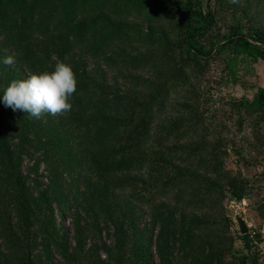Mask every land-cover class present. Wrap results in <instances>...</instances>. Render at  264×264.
Segmentation results:
<instances>
[{"label": "rangeland", "instance_id": "1", "mask_svg": "<svg viewBox=\"0 0 264 264\" xmlns=\"http://www.w3.org/2000/svg\"><path fill=\"white\" fill-rule=\"evenodd\" d=\"M161 1L168 6L184 2ZM116 3L107 0L105 6ZM200 4L210 13L212 24L196 44L210 54L194 59L185 68V81L157 97L137 159H131L125 169L104 173L100 164L87 163L86 151L77 146V133L75 138L65 123L66 116L30 117L34 126L24 144L22 175L30 185L38 183L43 188L59 173L51 207L64 244L61 255L50 252L55 264H140L133 236L126 230L130 207L134 223L145 237L149 264H260L264 245L257 241L262 238L256 227L264 217V186L249 176L264 171V108L245 114L231 98L250 100L255 88L264 86V61L240 65L236 80L226 82L228 50L219 45L231 28L248 40L255 33L264 36V0H241L239 5L229 0H200ZM160 23L170 37L176 35L178 18L168 17ZM133 25L144 32L146 20ZM140 42L136 33L123 47L135 55L141 50ZM9 55H15L12 66L3 63ZM112 64H97L110 85L107 92L121 95L134 87L124 83L126 72L139 77L132 81L144 88L148 81L157 80L150 69L126 68L119 73ZM95 67L87 61V69ZM29 75L0 25V97L10 76L16 80ZM22 113L10 111L13 133ZM58 126H62L59 137L64 143L56 152L43 141L54 137ZM73 137L75 141L70 142ZM227 187L243 188L240 201L231 198ZM6 211L5 199L0 196V213ZM234 215L247 220L251 249L242 247ZM3 218L7 222L9 215ZM159 218L169 223L167 245L161 249L166 257L163 263L156 252ZM107 249L112 257L106 255ZM254 255L255 263L251 260ZM0 264H14L12 251L3 241Z\"/></svg>", "mask_w": 264, "mask_h": 264}, {"label": "trees", "instance_id": "2", "mask_svg": "<svg viewBox=\"0 0 264 264\" xmlns=\"http://www.w3.org/2000/svg\"><path fill=\"white\" fill-rule=\"evenodd\" d=\"M106 1L0 0V25L26 72H51L59 61L73 67L78 86L65 123L75 138L77 133V146L81 147L80 151H86L87 163H98L104 173H109L125 169L131 159H137L140 140L147 130L157 97L185 81V68L194 59L209 56L210 50L204 51L196 41L210 28L212 17L203 11L200 0H184L170 6L161 0H115L117 3L110 7L105 6ZM108 8L111 10L105 12ZM168 17L179 19L176 35L172 38L160 26V21ZM139 19L146 20L144 32L133 25ZM136 33L141 50L129 55L123 46ZM219 46L228 50L224 65L226 82L236 80L240 65L254 63L257 59L264 61V36L261 34L255 33L248 40L231 28ZM87 61L96 65L94 70L87 69ZM98 62L105 65L113 62L112 67L119 73L126 68L150 69L157 80L148 81L144 88L132 81L139 77L126 72L128 78L124 83L128 81L134 87L121 95L107 92L105 89L110 85L98 68ZM244 70L248 69L244 66ZM14 77L8 78V85ZM231 102L245 114L259 111L264 108V86H257L250 100L232 97ZM10 111L12 109L5 107L0 97V196L5 199L7 208L0 213V241L11 249L14 264H55L50 252L53 250L61 255L64 244L55 228L51 207L52 189L58 191L53 184L56 185L59 173L43 188H39L38 183L30 185L27 182L20 166L34 120L22 113L17 132L13 133L12 123L8 121ZM61 129L62 126H58L54 137L43 141L52 151H60L64 143L59 137ZM74 137L70 142L75 141ZM227 191L235 201L242 198L243 188L227 187ZM129 209L126 230L133 236L140 264H149L145 237L134 223L133 208ZM6 213L9 215L7 222L3 218ZM168 224L167 220L158 219L156 252L160 263L166 258L161 249L164 243L167 245ZM184 234L188 235L189 231ZM238 238L244 249H251L247 232ZM106 255L112 257L110 249L106 250ZM251 260L255 263V255Z\"/></svg>", "mask_w": 264, "mask_h": 264}, {"label": "clouds", "instance_id": "3", "mask_svg": "<svg viewBox=\"0 0 264 264\" xmlns=\"http://www.w3.org/2000/svg\"><path fill=\"white\" fill-rule=\"evenodd\" d=\"M241 0H229L239 5ZM12 66L15 55L3 59ZM78 80L73 67L63 61L54 65V70L30 74L26 79L13 80L2 95V103L13 112L27 113L31 118L45 115L66 116L73 108L72 98L77 92Z\"/></svg>", "mask_w": 264, "mask_h": 264}, {"label": "crops", "instance_id": "4", "mask_svg": "<svg viewBox=\"0 0 264 264\" xmlns=\"http://www.w3.org/2000/svg\"><path fill=\"white\" fill-rule=\"evenodd\" d=\"M249 177H250L251 180L254 181L255 184H260V185L264 186V171H263V174L259 173V174H255L253 176L251 175ZM241 201L245 202L244 199H242ZM262 201L264 202V198L262 199ZM242 219H243V221H244V223L246 225L247 220L244 219V218H242ZM256 228L258 229V232L260 234L259 235L260 238H262L261 241L259 242V244L260 245H264V218L261 219V222L259 224H257V227ZM260 264H264V250H263V253H262V256H261V262H260Z\"/></svg>", "mask_w": 264, "mask_h": 264}, {"label": "water", "instance_id": "5", "mask_svg": "<svg viewBox=\"0 0 264 264\" xmlns=\"http://www.w3.org/2000/svg\"><path fill=\"white\" fill-rule=\"evenodd\" d=\"M234 220L238 226L239 233L244 234L247 231V229H246V225H245L243 219L239 215H234Z\"/></svg>", "mask_w": 264, "mask_h": 264}]
</instances>
